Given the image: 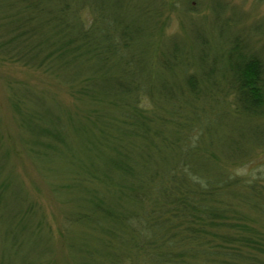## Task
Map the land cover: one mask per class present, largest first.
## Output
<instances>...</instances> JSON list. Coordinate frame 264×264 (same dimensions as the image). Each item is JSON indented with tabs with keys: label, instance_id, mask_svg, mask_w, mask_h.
Here are the masks:
<instances>
[{
	"label": "trees",
	"instance_id": "1",
	"mask_svg": "<svg viewBox=\"0 0 264 264\" xmlns=\"http://www.w3.org/2000/svg\"><path fill=\"white\" fill-rule=\"evenodd\" d=\"M6 1L8 9L16 5L14 0ZM21 3L24 12L5 27L8 37L0 41L2 54L35 67H58L56 73H66L64 81L69 84L90 80L103 88V94L112 95L113 103L129 107L120 118L98 116V140L88 136V145L105 154L103 176L92 173L93 178H75L72 183L81 191L98 192V187L85 186L97 178L128 203L121 206L93 194L89 208L71 218L89 227L81 245L71 242L82 255L81 264H264V233L249 225L255 219L246 213L247 209L264 216V179L226 172L211 157L219 160L213 153L219 145L228 152L226 160L234 161L244 149L245 137L224 136L226 124L214 125L209 116L149 115L132 109L139 107L142 95H148L153 103L164 100L179 112L194 97L164 87L163 73L168 71L153 70L152 52L162 49L151 44V33L148 37L144 26L128 22L120 13H115L112 23H104L102 6L88 0ZM225 29L226 24L218 25L217 37L201 39L197 65L208 69L203 91H219L223 97L225 90L230 91L239 115L260 117L264 54L250 50L245 36ZM210 50L217 52L211 61ZM170 53L172 61L162 63V68L175 69L180 59L185 63L178 46ZM218 73L219 79H210ZM188 81L190 91L196 93L197 78L192 75ZM231 122L230 128L239 133L236 120ZM55 129L44 130L56 143L61 139L67 143Z\"/></svg>",
	"mask_w": 264,
	"mask_h": 264
},
{
	"label": "rangeland",
	"instance_id": "2",
	"mask_svg": "<svg viewBox=\"0 0 264 264\" xmlns=\"http://www.w3.org/2000/svg\"><path fill=\"white\" fill-rule=\"evenodd\" d=\"M14 1L16 5L8 9L5 0H0V41L8 37V33L4 34L8 22L24 12L22 0ZM88 1L102 6L104 23H112L115 13H120L128 22L144 26L143 32L148 37L151 33V44L162 49L152 55L154 72L168 71L163 73L164 87L190 98L194 94L189 106L179 112L164 100L158 105L153 103L148 95H142L139 107L132 109L161 116L197 114L209 116L214 125L226 124L221 132L232 139L242 134L244 149L234 161H227V150L215 145L213 153L219 160L211 155L214 162L223 165L226 172L264 179V114L256 118L239 115L232 101L233 93L225 90L223 97L219 91L210 94L203 91L208 69H198L197 65L201 39L217 37V26L223 24L225 32L231 29L232 35L245 36L250 50L264 54V0ZM84 13L87 18L91 16L88 9ZM175 46L183 51L185 63L180 59L177 68L170 70L165 65L167 60L172 61L170 52ZM215 53L208 51L210 61ZM56 68L49 64L27 65L0 50V264H81L82 255L71 247V242L81 245L89 227L86 222H71V218L89 208V197H94L93 194L121 206L128 204L117 197L119 192H110L114 188L109 191L97 178L85 186L98 187V192L81 191L72 183L75 178H93L92 173L103 176L105 154L88 145V136L98 140L100 132L95 125L98 116L104 120L120 118L129 107L113 103V96L103 94V88L90 80L67 83L66 73L57 74ZM220 73L210 79H219ZM192 75L197 78L196 93L190 91L188 78ZM129 103L134 101L129 99ZM232 119L238 123L239 133L230 128L234 126ZM54 128L67 143L63 139L56 143L45 133L44 129ZM104 146L106 152L110 151ZM246 213L255 219L249 225L264 233V216L247 209Z\"/></svg>",
	"mask_w": 264,
	"mask_h": 264
}]
</instances>
